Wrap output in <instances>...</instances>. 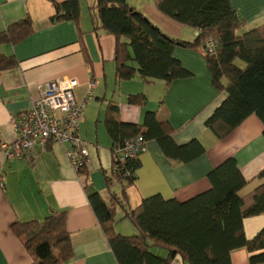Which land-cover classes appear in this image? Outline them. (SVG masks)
<instances>
[{
  "label": "crops",
  "instance_id": "1",
  "mask_svg": "<svg viewBox=\"0 0 264 264\" xmlns=\"http://www.w3.org/2000/svg\"><path fill=\"white\" fill-rule=\"evenodd\" d=\"M127 1L177 41L192 40L197 35L193 28L162 14L153 0ZM238 2L248 7L252 22L264 16V0ZM79 3L77 25L73 21L49 24L54 6L48 0H0V31L26 15L35 26L34 33L28 38L1 48L4 54L15 55L18 64L0 72V164L3 174V186L0 188V264H30V256L13 233L12 225L33 219L41 221L52 210L65 211L66 229L73 248L72 258L61 264H117L88 201L90 190L107 200L111 192L120 195L123 186L119 182L108 186L106 181L112 168L111 138L102 115L109 99L119 104L122 119L138 121L145 109L155 110L159 119L168 120L169 131L176 144L197 139L205 148L201 156L183 163L167 159L155 141H147L139 155L141 164L136 170V179L124 188L123 197L132 208L153 194L184 201L207 190L210 187L208 172L230 157L236 160L246 180L238 192L240 196L251 193L264 183V176H260L264 170V124L255 114L246 117L221 137L205 126L206 119L220 105L225 94L212 84L200 49L184 48L177 42L174 45L173 54L191 73L189 77L175 79L168 84L161 80L145 83L135 74L131 80L117 83L112 60L113 38L100 30L98 46L88 8L94 0H79ZM78 28L84 31V42L91 55V70L78 49ZM90 75L97 85L80 125L81 137L90 144L87 175L72 169L66 158L65 145L51 141L47 146L32 147L21 158L4 159L1 144L15 140L12 119L38 98L46 81L77 79L75 95L81 100ZM140 91L147 96V105H129L127 95ZM117 207L115 231L121 234L135 232L134 225ZM242 227L245 237L251 239L264 228V213L243 218ZM155 252L165 253L159 248ZM230 260L231 264H249V253L245 248L234 249ZM170 264L188 263L177 254Z\"/></svg>",
  "mask_w": 264,
  "mask_h": 264
},
{
  "label": "trees",
  "instance_id": "2",
  "mask_svg": "<svg viewBox=\"0 0 264 264\" xmlns=\"http://www.w3.org/2000/svg\"><path fill=\"white\" fill-rule=\"evenodd\" d=\"M48 1L54 6L49 24L73 21L77 25L79 0ZM153 1L166 17L196 30L195 38L177 41L169 37L127 0H94L92 6L88 5L98 46L100 30L113 38L116 82L131 80L135 74L145 83L161 80L168 84L189 77L191 73L173 54L177 42L184 48L202 51L212 84L225 94L206 119L205 126L210 131L221 137L251 114L264 124V23L242 31L246 20L234 8L233 0ZM34 31V22L28 15L0 31V72L18 64L15 55L2 52V46L16 45ZM207 39L214 44L212 52L203 45ZM77 45L91 70L84 31L80 28ZM126 101L142 107L148 103L142 91L128 94ZM102 120L111 138L112 168L106 181L108 186L116 182L123 186L120 195L111 192L107 200L90 190L88 201L117 264H170L177 254L188 264H231L230 253L237 248L247 250L249 264L264 263V228L247 239L242 227L243 218L264 213V183L240 196L238 192L246 180L236 160L230 157L208 172L207 190L184 201L153 194L132 208L123 195L125 186L136 179L140 152L126 157L116 156V150L139 137L144 143L155 141L167 159L186 163L201 156L205 148L197 139L176 144L168 120L159 119L155 110L145 109L138 121L124 120L119 104L109 99ZM86 163L78 168V174H88ZM260 176H264V170ZM117 206L134 225L135 232L115 231ZM12 231L28 252L30 264H61L73 256L65 211L52 210L41 221L15 222ZM158 248L165 253L155 252Z\"/></svg>",
  "mask_w": 264,
  "mask_h": 264
},
{
  "label": "built area",
  "instance_id": "3",
  "mask_svg": "<svg viewBox=\"0 0 264 264\" xmlns=\"http://www.w3.org/2000/svg\"><path fill=\"white\" fill-rule=\"evenodd\" d=\"M209 52L213 43L204 41ZM96 80H89L85 96L78 100L75 78L48 80L41 86L37 99L30 106L12 119L15 140L2 143L4 159L21 158L36 145L44 146L48 141L66 146V158L74 170H78L89 155V143L81 137L80 122L82 110L93 99ZM145 143L139 137L129 140L125 147L116 150V156L134 157L142 152ZM139 153V154H140ZM87 162V161H86ZM3 186L2 164H0V188Z\"/></svg>",
  "mask_w": 264,
  "mask_h": 264
},
{
  "label": "rangeland",
  "instance_id": "4",
  "mask_svg": "<svg viewBox=\"0 0 264 264\" xmlns=\"http://www.w3.org/2000/svg\"><path fill=\"white\" fill-rule=\"evenodd\" d=\"M81 4H82V2H81ZM233 6H234V8L237 10V12L241 15V16H243V18H245V20H246V25H245V27L243 28V30L242 31H245V30H248L249 28H252V27H255L256 25H258V23H261L262 24V22H264V16H262L261 18H259V19H261V20H255L254 22H252V19H251V17L252 16H248V13H249V9H248V7L247 6H245V5H242V4H240L239 2H238V0H233ZM82 7V6H81ZM90 30H91V26H90ZM203 45H204V47H206V45H205V43H203ZM91 56V55H90ZM99 139L101 140V134L99 133ZM48 142H50V141H48ZM48 142H46L45 144H44V146L48 143ZM89 142H94V140H89ZM100 145V144H99ZM68 160V159H67ZM199 193H201V192H198V194ZM116 209H117V211L119 210V208L118 207H116ZM118 213V212H117ZM126 221V220H125Z\"/></svg>",
  "mask_w": 264,
  "mask_h": 264
},
{
  "label": "clouds",
  "instance_id": "5",
  "mask_svg": "<svg viewBox=\"0 0 264 264\" xmlns=\"http://www.w3.org/2000/svg\"><path fill=\"white\" fill-rule=\"evenodd\" d=\"M145 145H146V143H145ZM144 149H145V148H144ZM141 153H142V152H141ZM141 153H140V154H141Z\"/></svg>",
  "mask_w": 264,
  "mask_h": 264
}]
</instances>
